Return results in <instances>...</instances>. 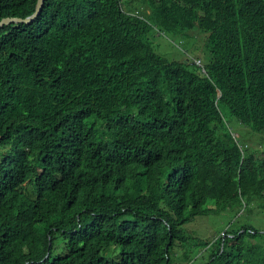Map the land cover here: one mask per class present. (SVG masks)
Instances as JSON below:
<instances>
[{"label": "trees", "instance_id": "obj_1", "mask_svg": "<svg viewBox=\"0 0 264 264\" xmlns=\"http://www.w3.org/2000/svg\"><path fill=\"white\" fill-rule=\"evenodd\" d=\"M256 212L264 0H44L0 28V264H264ZM228 214L211 244L183 228Z\"/></svg>", "mask_w": 264, "mask_h": 264}, {"label": "rangeland", "instance_id": "obj_2", "mask_svg": "<svg viewBox=\"0 0 264 264\" xmlns=\"http://www.w3.org/2000/svg\"><path fill=\"white\" fill-rule=\"evenodd\" d=\"M214 15L217 16V22L220 24L226 23L224 15L221 13L222 8L214 9ZM216 26L217 35H232L233 31L229 29L228 24ZM192 43L194 45V51L192 54L202 55L201 58L205 57V47L204 44L208 41L205 39V36L192 34ZM173 38H169L166 35H159L158 33H153L152 40L153 43L156 44L159 48H155V52L163 57L171 58V61H179L181 60V55L178 50L171 44L170 42ZM210 39V37H209ZM185 41L181 43L184 45ZM211 41H209V44ZM197 47V49H196ZM197 58L195 62H197ZM254 148H259V145H255ZM246 219L250 224L256 226L260 229L264 228V220L259 218L258 212L253 214V218ZM233 217L231 214L228 215H209L205 217L195 218L193 221L186 224L183 228L192 236L197 237L200 240H204L203 237L209 236L210 241H212L220 232L226 230L231 223H233ZM223 232L219 234L222 236Z\"/></svg>", "mask_w": 264, "mask_h": 264}, {"label": "water", "instance_id": "obj_3", "mask_svg": "<svg viewBox=\"0 0 264 264\" xmlns=\"http://www.w3.org/2000/svg\"><path fill=\"white\" fill-rule=\"evenodd\" d=\"M43 2H44V0H37L34 13L25 19H19V18H4V19H2L0 21V28L3 25H8L10 23H30V22H32L38 16L39 12L41 11Z\"/></svg>", "mask_w": 264, "mask_h": 264}, {"label": "clouds", "instance_id": "obj_4", "mask_svg": "<svg viewBox=\"0 0 264 264\" xmlns=\"http://www.w3.org/2000/svg\"><path fill=\"white\" fill-rule=\"evenodd\" d=\"M4 19V18H3ZM1 21V20H0ZM223 232V234H222V236H219V234L220 233H222ZM222 232H220L212 241H210V244L211 243H213L214 241H215V239L216 238H218V237H224V236H226V232H225V230L224 231H222ZM207 248H209V246L207 247ZM204 250H206V249H203L202 251H204ZM176 264H179V263H176ZM190 264V263H189Z\"/></svg>", "mask_w": 264, "mask_h": 264}]
</instances>
